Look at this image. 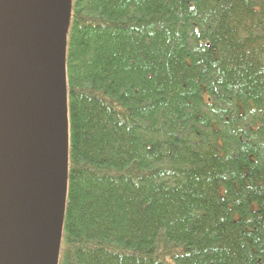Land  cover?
<instances>
[{
	"label": "trees",
	"instance_id": "1",
	"mask_svg": "<svg viewBox=\"0 0 264 264\" xmlns=\"http://www.w3.org/2000/svg\"><path fill=\"white\" fill-rule=\"evenodd\" d=\"M57 264H264V0H71Z\"/></svg>",
	"mask_w": 264,
	"mask_h": 264
},
{
	"label": "water",
	"instance_id": "2",
	"mask_svg": "<svg viewBox=\"0 0 264 264\" xmlns=\"http://www.w3.org/2000/svg\"><path fill=\"white\" fill-rule=\"evenodd\" d=\"M71 0H0V264H57Z\"/></svg>",
	"mask_w": 264,
	"mask_h": 264
}]
</instances>
